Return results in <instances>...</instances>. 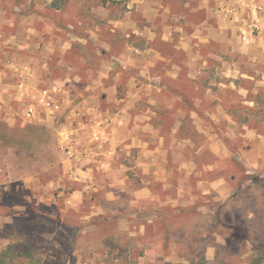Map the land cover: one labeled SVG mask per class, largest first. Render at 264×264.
I'll list each match as a JSON object with an SVG mask.
<instances>
[{"label":"rangeland","instance_id":"rangeland-1","mask_svg":"<svg viewBox=\"0 0 264 264\" xmlns=\"http://www.w3.org/2000/svg\"><path fill=\"white\" fill-rule=\"evenodd\" d=\"M212 4L0 0V264H264V36Z\"/></svg>","mask_w":264,"mask_h":264},{"label":"crops","instance_id":"crops-1","mask_svg":"<svg viewBox=\"0 0 264 264\" xmlns=\"http://www.w3.org/2000/svg\"><path fill=\"white\" fill-rule=\"evenodd\" d=\"M207 2L213 3L212 7H207L208 11L213 10L214 13L224 19L226 26L233 31V35L235 33L238 42L243 44V50L249 49L248 47L257 40V37L264 36V0H207ZM62 88L63 86L60 83L53 84L51 89H47L48 95L42 103L39 99L42 97L41 92L45 89L39 90L34 99L36 102H31L27 106L28 111L29 108H32V112L27 111L28 117H33L36 121L49 123L50 119H55L54 115L63 110L64 104H66L69 113L74 116L75 121H78L79 128L91 129L93 137L98 138L101 134L103 138V116L98 118L96 115L98 107L94 106L95 101L84 98L83 105L76 104L74 106L72 104L73 107H71V105H67L70 101L67 97H64L65 93H63ZM43 110L47 113L46 116H44ZM84 114H89L92 117L86 118L88 121H85L82 117ZM3 120L9 123L13 122L8 117H3ZM74 146H70L71 151L74 150ZM87 148L89 149V147ZM84 173L83 176L91 177L89 173Z\"/></svg>","mask_w":264,"mask_h":264},{"label":"built area","instance_id":"built-area-1","mask_svg":"<svg viewBox=\"0 0 264 264\" xmlns=\"http://www.w3.org/2000/svg\"><path fill=\"white\" fill-rule=\"evenodd\" d=\"M48 95V90L45 89L41 92V98L39 99V101L42 103L44 101V98ZM29 112H32V108H29Z\"/></svg>","mask_w":264,"mask_h":264}]
</instances>
